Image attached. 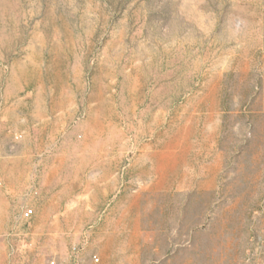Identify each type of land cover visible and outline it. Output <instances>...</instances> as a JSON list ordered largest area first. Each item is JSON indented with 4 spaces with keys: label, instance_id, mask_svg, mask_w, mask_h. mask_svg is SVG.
Here are the masks:
<instances>
[{
    "label": "rangeland",
    "instance_id": "rangeland-1",
    "mask_svg": "<svg viewBox=\"0 0 264 264\" xmlns=\"http://www.w3.org/2000/svg\"><path fill=\"white\" fill-rule=\"evenodd\" d=\"M0 264H264V0H0Z\"/></svg>",
    "mask_w": 264,
    "mask_h": 264
},
{
    "label": "clouds",
    "instance_id": "clouds-1",
    "mask_svg": "<svg viewBox=\"0 0 264 264\" xmlns=\"http://www.w3.org/2000/svg\"><path fill=\"white\" fill-rule=\"evenodd\" d=\"M253 27L245 15H237L225 23L219 37L226 43H239L252 34ZM213 28H215V25Z\"/></svg>",
    "mask_w": 264,
    "mask_h": 264
},
{
    "label": "built area",
    "instance_id": "built-area-1",
    "mask_svg": "<svg viewBox=\"0 0 264 264\" xmlns=\"http://www.w3.org/2000/svg\"><path fill=\"white\" fill-rule=\"evenodd\" d=\"M33 213H34V210L32 208H28V209L24 210L23 217L25 219H30L32 217ZM95 259H96V261H99V259L97 257Z\"/></svg>",
    "mask_w": 264,
    "mask_h": 264
}]
</instances>
